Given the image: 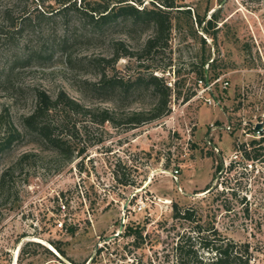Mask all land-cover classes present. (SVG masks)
<instances>
[{"label": "rangeland", "instance_id": "rangeland-1", "mask_svg": "<svg viewBox=\"0 0 264 264\" xmlns=\"http://www.w3.org/2000/svg\"><path fill=\"white\" fill-rule=\"evenodd\" d=\"M57 1L0 0V117L24 134L0 156V174L13 168L0 193V264H194L177 247L198 249L205 238L247 245L249 264H264V136L253 132L264 112V0H130L137 8L163 1L190 9L193 23L195 15L217 21L209 34L196 24L172 30L167 46L117 61L113 43L137 55L152 28L120 21L96 33L83 4L119 0H71L76 7L67 11ZM202 56L216 66L209 90L195 75ZM148 67L164 69L154 75L180 96L173 92L169 114L158 120L117 124L148 107L150 93L124 99L89 84L102 70L125 79ZM36 91L52 102L64 94L83 108L113 111L115 124L69 114L57 131L73 151L67 161L21 125ZM63 112L57 104L56 122ZM244 148L251 159L261 156L247 159ZM175 206L191 211V220L175 218Z\"/></svg>", "mask_w": 264, "mask_h": 264}, {"label": "trees", "instance_id": "trees-1", "mask_svg": "<svg viewBox=\"0 0 264 264\" xmlns=\"http://www.w3.org/2000/svg\"><path fill=\"white\" fill-rule=\"evenodd\" d=\"M81 1V0H80ZM130 0H119L115 6L108 2L102 1L101 3L92 2L83 4L82 11L87 20V23L91 24L94 31L98 33L104 27L120 22L130 21L134 25L147 26L152 28L153 34L149 36L142 44L137 55H134L129 51L121 41L113 43L114 56L112 61H117L123 57H135L138 58L146 57L153 51L161 46H167L170 34L172 30L180 31L181 28H193V24H196L201 31L205 34L210 33V29L215 27L217 17L212 14L210 18L204 23V19L200 18L199 15H195V21L193 23L190 9L182 10L180 6H175L173 3L168 2H156L152 1L151 8L146 5H142V2H138L140 8H137L134 4L129 2ZM59 11H67L68 9L75 8L76 2L71 0H58ZM173 14V15H172ZM183 15L185 24L181 25L176 15ZM204 23V24H203ZM203 24V26H202ZM204 43V40L202 41ZM210 58L202 56L199 64L196 66L195 75L198 81L204 83L208 77V71L212 72L215 70L214 60L210 63ZM107 62L106 60H102ZM140 61V59H138ZM207 65V70L204 66ZM148 71L134 74L128 78L122 77H107L102 70V77L97 83L89 84L92 90L109 95L114 94L121 98H128L130 96H138L144 92L150 93L153 98L152 103L140 110L129 111L124 115V121L117 124H124L128 128H135L152 121L158 120L170 112V98L173 92L180 96L179 91H176V86L172 89L166 85L163 77L154 75V72L160 69L158 67H148ZM164 72V71H162ZM8 74H4V81L7 80ZM176 84V83H175ZM174 84V85H175ZM178 88V87H177ZM178 90V89H177ZM190 95H186L184 100H188ZM36 104L34 109L26 116L22 117L21 125L25 133L33 136L36 140H39L48 151H52L55 154L70 161L73 158V151L68 145V141L65 140L61 134L57 131L64 128L66 120L69 118V114L83 113L89 116L90 121L95 124L102 125L104 123L115 124V114L113 111L108 109L102 110H91L89 108L81 107L74 100L69 99L64 94H60L56 102H52L49 97L41 91L35 92ZM57 104L61 105V110L64 111V116L61 120L56 122L53 118V112L56 110ZM65 118V119H64ZM24 138L17 128L9 124V121L0 117V156L6 151H9L15 144L19 143ZM263 140L251 141L252 146L262 144ZM244 148L245 158H249V155ZM260 154H255L254 159L258 160ZM28 157L23 155L19 162ZM13 168H8L0 174V193L4 194L6 189V182L12 173ZM191 211L187 210L179 212L175 206V218H182L184 220H191ZM198 233L202 232L197 229ZM73 233L74 229H69ZM207 231H212L213 236L217 235V232L210 228ZM133 240L141 238L140 232H133ZM179 256L185 261L192 260L194 264H249L248 246H238L232 241H225L224 239H201V243L198 245V249L194 247L185 248L184 245L179 243L178 245ZM100 250H98L99 252ZM212 254L211 258H203L202 254Z\"/></svg>", "mask_w": 264, "mask_h": 264}, {"label": "built area", "instance_id": "built-area-1", "mask_svg": "<svg viewBox=\"0 0 264 264\" xmlns=\"http://www.w3.org/2000/svg\"><path fill=\"white\" fill-rule=\"evenodd\" d=\"M220 80H221V78H217L213 84H215L216 82H219ZM199 82L202 83V81H199ZM226 84H227V83H225V85H226ZM206 85H208V84L205 83V90H209V85H208V86H206ZM205 101H206L209 105H215V100H214V98H213L211 95H209L208 98L205 99ZM257 125H259V128H256ZM211 126H212V125H211ZM263 126H264V112H263V114H262V116H261V119H260L259 121L255 122V124H254V128H253V132H254V134H255V137L253 136L254 138H259V137L264 136V135H261V132H262L263 129H264ZM175 173H177V171H175ZM142 209H143L142 206H139V207H138V211H140V210H142ZM64 210H65V206L62 205V206H61V212H64ZM58 227H62V224L59 223V224H58Z\"/></svg>", "mask_w": 264, "mask_h": 264}, {"label": "water", "instance_id": "water-1", "mask_svg": "<svg viewBox=\"0 0 264 264\" xmlns=\"http://www.w3.org/2000/svg\"><path fill=\"white\" fill-rule=\"evenodd\" d=\"M205 83H206V84L208 83L207 79H206ZM256 128H259V125H257ZM116 236H117V235H116ZM114 237H115V236H114ZM112 238H113V237H112Z\"/></svg>", "mask_w": 264, "mask_h": 264}]
</instances>
